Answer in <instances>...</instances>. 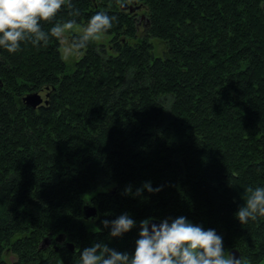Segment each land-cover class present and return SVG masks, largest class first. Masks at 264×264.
<instances>
[{
	"label": "trees",
	"instance_id": "1",
	"mask_svg": "<svg viewBox=\"0 0 264 264\" xmlns=\"http://www.w3.org/2000/svg\"><path fill=\"white\" fill-rule=\"evenodd\" d=\"M71 3L59 20L113 17L107 43L90 42L73 67L54 35L0 48V264H79L97 241L131 253L140 220L179 215L264 264V215H235L264 185V0ZM30 93H46L40 108ZM145 181L160 190L136 195ZM123 212L136 225L112 237L102 221Z\"/></svg>",
	"mask_w": 264,
	"mask_h": 264
},
{
	"label": "clouds",
	"instance_id": "2",
	"mask_svg": "<svg viewBox=\"0 0 264 264\" xmlns=\"http://www.w3.org/2000/svg\"><path fill=\"white\" fill-rule=\"evenodd\" d=\"M65 6L71 8V0H0V48L15 53L25 40L39 44L47 42L50 35L61 38L71 30L75 34L65 44L63 53L75 55L90 42L100 40L113 26V17L105 11H97L85 23L76 19L79 9L70 14L72 18L59 20L58 10ZM54 19L57 22L45 29L42 22ZM145 189L159 191L160 186L145 181L135 194L141 195ZM125 191L131 193L132 189L129 186ZM235 215L241 224L264 215V185L251 189ZM154 219L139 221L134 252L97 241L79 254V264H245L241 256L237 258L224 247L223 236L215 228L193 223L184 215L163 218L158 223ZM102 224L110 229L112 237H121L136 225V220L123 212L114 219H104Z\"/></svg>",
	"mask_w": 264,
	"mask_h": 264
},
{
	"label": "water",
	"instance_id": "3",
	"mask_svg": "<svg viewBox=\"0 0 264 264\" xmlns=\"http://www.w3.org/2000/svg\"><path fill=\"white\" fill-rule=\"evenodd\" d=\"M24 101L27 106L32 107L33 109H38L43 105L44 98L40 93H30L24 98ZM83 214L86 220H95L98 217V208L91 203H87L84 206ZM153 222L158 223L159 220L154 219ZM66 239L67 238L64 234H60L56 237L55 242L56 244L63 245L66 243ZM50 243L49 239H45L41 244V248L44 249L50 245ZM67 246L73 250V244L67 243ZM231 253H233L237 258L241 256L240 252L236 249L232 250Z\"/></svg>",
	"mask_w": 264,
	"mask_h": 264
},
{
	"label": "rangeland",
	"instance_id": "4",
	"mask_svg": "<svg viewBox=\"0 0 264 264\" xmlns=\"http://www.w3.org/2000/svg\"><path fill=\"white\" fill-rule=\"evenodd\" d=\"M141 24H143V21H141ZM75 33L71 30H69L67 33H65V36L64 37H61L60 38V43H61V54H62V57L64 59V61L70 65V66H74L76 64V62H78L80 60V58L82 57L83 54H81L79 52V54H75V55H69V56H65L64 53H63V50H64V47H65V44L67 42H69L72 38V36L74 35ZM66 37V38H65ZM107 40L108 38L106 36H103L100 40H97V41H93L94 44H103V43H107ZM153 44H154V47H155V53L156 55H162L165 51V46L162 42H160L159 40H152ZM42 96L44 97V99L46 98V93H43ZM102 188V187H101ZM100 188V190H101ZM93 198V196H89L86 198V201H91ZM91 227H93V224H89ZM94 229V228H93ZM6 261L9 263V264H13L15 261H16V257L15 256H8L6 258Z\"/></svg>",
	"mask_w": 264,
	"mask_h": 264
},
{
	"label": "flooded vegetation",
	"instance_id": "5",
	"mask_svg": "<svg viewBox=\"0 0 264 264\" xmlns=\"http://www.w3.org/2000/svg\"><path fill=\"white\" fill-rule=\"evenodd\" d=\"M51 245V244H50ZM50 245H48V246H50Z\"/></svg>",
	"mask_w": 264,
	"mask_h": 264
}]
</instances>
